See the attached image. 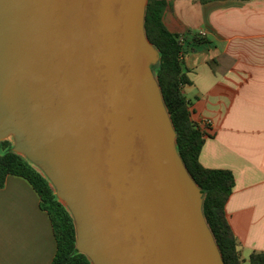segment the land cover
<instances>
[{
    "label": "water",
    "instance_id": "1",
    "mask_svg": "<svg viewBox=\"0 0 264 264\" xmlns=\"http://www.w3.org/2000/svg\"><path fill=\"white\" fill-rule=\"evenodd\" d=\"M148 0H0V141L40 170L92 264H224L144 31Z\"/></svg>",
    "mask_w": 264,
    "mask_h": 264
},
{
    "label": "crops",
    "instance_id": "2",
    "mask_svg": "<svg viewBox=\"0 0 264 264\" xmlns=\"http://www.w3.org/2000/svg\"><path fill=\"white\" fill-rule=\"evenodd\" d=\"M162 20L186 36L183 92L208 133L199 161L234 175L225 212L241 264H249L264 250V0H167ZM55 250L37 192L8 174L0 187V264H50Z\"/></svg>",
    "mask_w": 264,
    "mask_h": 264
},
{
    "label": "trees",
    "instance_id": "3",
    "mask_svg": "<svg viewBox=\"0 0 264 264\" xmlns=\"http://www.w3.org/2000/svg\"><path fill=\"white\" fill-rule=\"evenodd\" d=\"M201 3L211 0H197ZM167 0H148L144 14V31L158 50L159 58L151 70L161 90L175 134L176 149L188 173L203 192L202 213L220 251L224 264H241V253L228 223L225 205L234 186L231 170L202 165L199 154L208 135L204 126L192 117L190 102L183 87L189 83L183 62L187 51L185 40L170 31L162 16ZM195 34L192 41L198 43ZM186 39V38H185ZM12 141H0V187L6 176L25 178L39 196L41 208L48 212L56 241L50 264H92L88 257L75 248V228L68 209L58 200L54 188L45 175L23 156L12 151ZM249 264H264V250L249 255Z\"/></svg>",
    "mask_w": 264,
    "mask_h": 264
},
{
    "label": "built area",
    "instance_id": "4",
    "mask_svg": "<svg viewBox=\"0 0 264 264\" xmlns=\"http://www.w3.org/2000/svg\"><path fill=\"white\" fill-rule=\"evenodd\" d=\"M179 35V41L180 42H182L183 40H185V38H186V36H185V34L184 33H181V34H178ZM199 36H201V35H204V32H200L199 34H198ZM206 122H208V121H206Z\"/></svg>",
    "mask_w": 264,
    "mask_h": 264
},
{
    "label": "rangeland",
    "instance_id": "5",
    "mask_svg": "<svg viewBox=\"0 0 264 264\" xmlns=\"http://www.w3.org/2000/svg\"><path fill=\"white\" fill-rule=\"evenodd\" d=\"M5 139H8V140H10V141H12V143H13V140H14V138H13V135L12 134H10L8 137H6ZM20 155V154H19Z\"/></svg>",
    "mask_w": 264,
    "mask_h": 264
}]
</instances>
